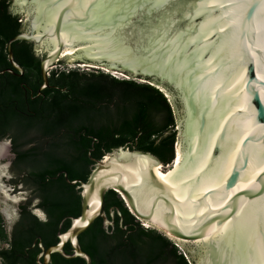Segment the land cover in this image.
Returning <instances> with one entry per match:
<instances>
[{
  "label": "water",
  "instance_id": "1",
  "mask_svg": "<svg viewBox=\"0 0 264 264\" xmlns=\"http://www.w3.org/2000/svg\"><path fill=\"white\" fill-rule=\"evenodd\" d=\"M12 1L27 29L6 43L8 61L21 76L11 44L44 51L37 95L59 61L150 78L172 104L174 158L177 143L181 152L167 176L154 169L173 161L164 165L135 147L94 161L86 182L64 174L79 185L80 215L57 244L40 245L37 264L53 254L91 264L78 237L96 219L112 226L104 211L108 191L145 228L189 246L196 264H264V0ZM71 45L76 51L61 58Z\"/></svg>",
  "mask_w": 264,
  "mask_h": 264
},
{
  "label": "trees",
  "instance_id": "2",
  "mask_svg": "<svg viewBox=\"0 0 264 264\" xmlns=\"http://www.w3.org/2000/svg\"><path fill=\"white\" fill-rule=\"evenodd\" d=\"M12 4L0 0V140L11 141L15 166L24 173L31 197L18 207L19 219L10 234L0 215V242L9 244L0 250V260L37 264L40 245L47 249L57 244L58 235L69 229L70 218L80 215L79 185L68 184L64 174L70 182H86L94 161L120 147H135L170 164L176 116L165 92L150 78L146 83L117 79L100 69H51L48 87L37 95L45 54L32 43L16 41L11 44L13 60L23 74L19 76L8 61L6 43L26 30L23 16L13 12ZM34 200L44 221L31 213ZM104 211L112 226L105 228L96 219L78 237L91 264H194L173 240L136 220L117 193L106 192ZM63 251L72 255L69 244ZM49 264L86 263L53 254Z\"/></svg>",
  "mask_w": 264,
  "mask_h": 264
},
{
  "label": "rangeland",
  "instance_id": "3",
  "mask_svg": "<svg viewBox=\"0 0 264 264\" xmlns=\"http://www.w3.org/2000/svg\"><path fill=\"white\" fill-rule=\"evenodd\" d=\"M23 16V14H22ZM27 29V25H26ZM37 52L39 54H44V51L39 50L35 47ZM96 69H100L106 74L111 75L112 77L116 76L117 79H130L127 76H121L119 73H115L113 71L107 70L106 68L96 67L93 66ZM79 68L80 71H90L88 65H81V64H67V65H55L52 69L57 70H69ZM51 69H47V72H49ZM115 78V77H114ZM134 80V79H133ZM135 81H138L135 79ZM141 83H146V81H138ZM166 97L168 98L167 94L165 93ZM169 99V98H168ZM170 101V100H169ZM171 103V102H170ZM172 105V104H171ZM0 144H3L4 147L0 150V215L2 217V226L5 229L7 233H9L10 229L13 227V225L17 222L19 219V206L26 202V198H28L29 193L19 187L18 189H13L9 184L8 181H10V174L8 166L12 160V153L10 150L11 143L8 140L0 141ZM168 168L163 169V171H167ZM2 189V190H1ZM24 190V191H23ZM31 211L34 215H36L40 220H44V216L41 214L39 210H36L35 207L31 205ZM178 245V244H177ZM3 244H0V247H2ZM179 246V245H178ZM181 250H185L186 252L190 253L192 249L189 246H179ZM194 264H196L198 261L194 260L193 257H190Z\"/></svg>",
  "mask_w": 264,
  "mask_h": 264
},
{
  "label": "flooded vegetation",
  "instance_id": "4",
  "mask_svg": "<svg viewBox=\"0 0 264 264\" xmlns=\"http://www.w3.org/2000/svg\"><path fill=\"white\" fill-rule=\"evenodd\" d=\"M3 140H8L11 143V141L9 139H1L0 141H3ZM10 150H11V153H12V160H11L9 166H8L9 174H10V181H8V184L13 189H18L19 187H21L22 189L27 191L29 193V196H28V198H26L27 199L26 201H28V199L31 197V190H28V188L25 186V183H24L25 175H24V173H20V172L17 171V167L15 166V160H16L17 156H16L15 151L13 150L12 144H11ZM32 206L35 207L36 210H39L41 212V214L44 216V219H45V215L43 214V212L40 209L37 208V201L36 200H34L32 202ZM31 213H32V211H31ZM32 215H34V214L32 213ZM34 216H36V215H34ZM42 221H44V220H42ZM11 232H12V228L10 229L8 234H10ZM0 244H3V246L0 247V250L1 249H7L9 247V244L7 242L6 243L5 242H0ZM0 264H2L1 260H0Z\"/></svg>",
  "mask_w": 264,
  "mask_h": 264
},
{
  "label": "bare ground",
  "instance_id": "5",
  "mask_svg": "<svg viewBox=\"0 0 264 264\" xmlns=\"http://www.w3.org/2000/svg\"><path fill=\"white\" fill-rule=\"evenodd\" d=\"M62 49H63V50H62V53H61V58L64 56L65 53H68V54H72V53H74V52L76 51L77 47H76L75 45H71L70 47H68V46H63ZM3 147H4V145L2 144V146H0V150H1ZM175 151H176V156H175V158H174L172 164H171L169 167H167V168H168L167 171H163V169H165V168H163V167H161V169H160V168H155L154 170H155L157 173H159V174H161V175H165V176H167V175H169V173H170L173 169H175V167L177 166V164H178V162H179V160H180V156H181V152H180V148H179V143L176 144V149H175ZM0 178H1V176H0ZM1 190H2V189H1ZM97 207H98V200H97L96 198H93V199H92V202H91V210H95V209H97ZM170 239L173 240V241H176V242H178V243L181 244V242L178 241V240H175V239H173V238H170ZM180 244H179V246L182 247V245H180Z\"/></svg>",
  "mask_w": 264,
  "mask_h": 264
},
{
  "label": "built area",
  "instance_id": "6",
  "mask_svg": "<svg viewBox=\"0 0 264 264\" xmlns=\"http://www.w3.org/2000/svg\"><path fill=\"white\" fill-rule=\"evenodd\" d=\"M115 78H117L116 76H114Z\"/></svg>",
  "mask_w": 264,
  "mask_h": 264
}]
</instances>
